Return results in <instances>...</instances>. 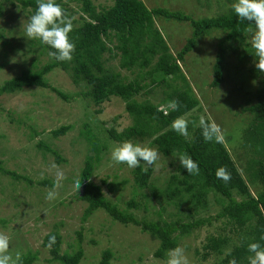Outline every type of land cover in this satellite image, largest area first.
I'll list each match as a JSON object with an SVG mask.
<instances>
[{"label":"rangeland","instance_id":"1","mask_svg":"<svg viewBox=\"0 0 264 264\" xmlns=\"http://www.w3.org/2000/svg\"><path fill=\"white\" fill-rule=\"evenodd\" d=\"M12 6L3 3L4 15L0 18V86L11 79H16L37 71L49 63L50 58L37 41L28 40L25 27L30 19L29 9H22L18 2ZM148 9L162 8L178 11L193 19L210 18L231 11L230 5L235 0H140ZM65 6L73 19V27L81 25L79 5L72 1L56 0ZM97 10L112 6L113 0H92ZM154 26L162 36L169 52L174 55L190 37L187 23L155 18ZM223 34L214 31L209 36L201 37L194 49L185 56L180 68L189 85L197 106L182 116L188 121H196L203 116L220 126L225 145L237 170L248 185L249 192L255 196L262 190V185L255 180L250 183L248 160L254 154L243 142L242 133L249 129L252 115L243 110L252 105L259 78L249 79L247 68L252 63L238 64L234 55L228 54L224 66V81L216 88L211 82V65L214 59L216 43ZM250 37L246 38L249 42ZM117 42L113 38L107 47L110 53L104 54V68L119 73L124 82L138 80L145 88L133 100L136 103H150L165 109L162 84H150L159 81L156 74L147 76L148 69L130 70L118 67L119 52L113 47ZM49 87L69 97L63 102L47 89L23 88L12 94L0 96V168L25 180L15 179L0 173V233L9 237V252L13 256L19 251L23 257L33 256L30 264H59L50 260L49 247L44 245V237L55 234L59 237V254L71 255L77 249L82 250L78 264H98L103 251L111 256L108 264H165L167 256L159 259L154 256L158 241L148 233L142 232L132 224H120L112 220L104 211L96 210L84 217L86 204L79 200L80 189L75 192L73 182L80 179L79 174L86 157L93 154L88 150L84 134L97 140L99 152L97 161L92 163L89 181L99 186L105 199L119 210L131 214L137 221L174 220V215L184 216L171 205H165L151 196L149 188L162 190L168 178L175 173L178 165L175 157H162L159 154V169L149 167L148 187L140 189L133 184V169L125 164L113 165L111 151L118 143L109 137L111 129L116 133L131 125L130 118L124 111V102L110 97L95 106L82 98L81 87L70 83L68 76L55 68L44 76ZM167 78V81L170 82ZM172 84H179L173 82ZM85 125V129H83ZM61 126H69L62 136L53 138L51 131ZM84 133V134H83ZM134 144L155 149L150 140L131 139ZM57 153L55 157L43 148ZM141 168L144 170L143 162ZM58 165L64 172L65 179L57 189L53 201L45 199L55 182V169ZM250 175V174H249ZM235 199L240 197L234 195ZM215 199L216 202H215ZM135 204L128 208V203ZM225 202L219 196L208 194L205 209L196 212L197 217H213ZM208 237L225 239L223 254L201 260L202 246ZM240 235L230 227L225 219L213 220L208 225L180 237L177 247L184 249L190 264H215L218 259L231 250L239 241Z\"/></svg>","mask_w":264,"mask_h":264},{"label":"trees","instance_id":"2","mask_svg":"<svg viewBox=\"0 0 264 264\" xmlns=\"http://www.w3.org/2000/svg\"><path fill=\"white\" fill-rule=\"evenodd\" d=\"M19 6L27 10L30 16L36 11V0H15ZM79 5L81 13V25L73 27L69 35L70 40L75 44V52L70 62H58L50 57L49 63L43 65L37 71L25 73L19 78L11 79L0 86V96L12 94L23 88L47 89L54 93L63 102L69 97L58 90L49 87L44 76L53 69L58 68L65 73L70 83L81 87V96L98 106L107 101L110 97H116L124 102V111L130 118L131 125L116 133L109 130L108 134L115 143H122L137 138L150 140V144L162 157H175L178 165L175 173L172 174L162 190L149 188L151 196L159 199L165 205H171L181 213L184 208V216L174 215V220L137 221L131 214L119 210L114 204L104 198L99 186L92 184L89 177L92 170V163L97 161L99 152L98 142L95 138L84 134L88 150L93 154L86 157L79 177L82 182L79 200L86 204L84 217L90 216L96 210L104 211L112 220L120 224H132L146 232L149 236L158 241V247L154 256L163 259L165 253L177 247L180 237L189 235L192 231L203 225L210 224L213 220L225 219L230 227L240 235L239 241L231 250L218 259L215 264H229L235 260L236 264H248L247 246L253 242H259L260 236L264 235V75L255 68V56L253 49L246 38L251 36L247 31L248 22L238 21L234 11H228L216 17L193 19L191 16L178 11H168L162 8L148 9L140 0H113L111 7L97 10L92 0H67ZM3 3L12 6L11 0H0V18L4 15ZM60 4L67 13L68 9ZM155 18L173 20L178 23H187L190 27V37L186 39L182 47L172 55L164 42L162 36L154 26ZM218 31L223 38L217 41L214 52V59L211 65L212 79L209 84L216 88L224 81V66L228 54L234 55L238 64L252 63L247 68L249 79L259 78V85L251 95L253 104L244 109V112L252 115V122L249 129L242 133L243 142L254 154L248 160L246 171H249L250 183L254 180L262 185V190L255 196L249 192L248 185L244 181L232 161L225 145L221 143H209L203 139L201 129L193 127V120L189 121L188 136H180L171 130L172 122L182 117L197 106V101L192 95L187 84L180 64L197 44L201 37L209 36L212 32ZM115 39L117 45L113 47L119 52L118 67L124 70L137 68L138 70L148 69L145 74L151 76L156 74L159 81H152L150 84H162L168 91H164V109L150 103H136L133 98L139 94L144 85L138 80L124 82L119 73L110 72L104 68V54L110 53L111 49L107 44ZM39 47L47 53L51 49L41 45ZM167 78L170 82L167 81ZM179 84H172L173 82ZM177 100L180 104L178 111L167 108V103ZM85 129V125L82 126ZM69 126H61L50 132L53 138L64 135ZM37 148H43L50 152L55 161L60 162L57 153L48 149L43 143H38ZM187 153L198 165L199 174L189 175L180 166L178 156ZM220 168H226L231 174V179L225 183L218 179L216 172ZM0 173L15 179H22L12 172L2 170ZM150 176V169L142 170L141 167L133 170V184L143 189L148 187L147 180ZM28 184L26 179L23 178ZM208 194L221 197L219 211L213 217H197L198 210L205 209V198ZM240 197V200L233 196ZM217 199H215L216 202ZM218 201V200H217ZM219 202V201H218ZM129 207H134L132 202ZM55 236L53 244L48 252L50 260L59 264H78L82 257V250L77 249L71 255L59 254V237L53 233L44 237V245L48 247L49 239ZM225 239L208 237L202 246L201 260L208 259L213 254H223ZM111 254L103 251L98 264H108ZM33 256L27 255L22 258V264H30Z\"/></svg>","mask_w":264,"mask_h":264},{"label":"clouds","instance_id":"3","mask_svg":"<svg viewBox=\"0 0 264 264\" xmlns=\"http://www.w3.org/2000/svg\"><path fill=\"white\" fill-rule=\"evenodd\" d=\"M36 11L28 20L25 27V35L28 40L38 41L51 49L48 55L58 62H70L75 52V44L70 40L69 35L73 30V17L56 2V0H36ZM238 21L248 22L247 31L251 33L250 46L255 56V68L264 75V0H235L230 5ZM167 108L172 111H178L180 104L177 100H171L167 103ZM193 127H199L205 142L221 143L223 141L222 130L214 121H208L203 116L199 118L198 123L192 122ZM189 121L183 117H178L171 124V130L180 136H188ZM113 165L125 164L128 168H138L141 162L144 165V171L154 166V170L159 169V153L157 150L143 147L140 144H134L132 141H124L113 148L110 154ZM180 166L186 170L189 175L199 174V165L187 154L178 156ZM55 169V182L48 190L45 199L53 201L57 197V189L61 186V181L65 179L64 172L58 165L53 164ZM218 179L228 183L231 174L226 168H220L216 172ZM81 180L75 179L73 186L75 192L81 187ZM264 241V235L260 236ZM55 236L49 239L48 247L55 244ZM9 237L0 233V264H22V255L19 251L13 256L9 252ZM247 257L248 264H264V245L259 242L248 244ZM165 264H190L184 249L176 247L170 249L167 253ZM229 264H236L233 259Z\"/></svg>","mask_w":264,"mask_h":264}]
</instances>
